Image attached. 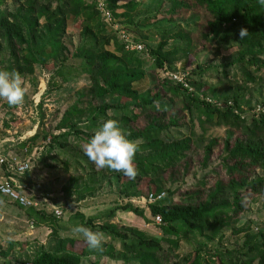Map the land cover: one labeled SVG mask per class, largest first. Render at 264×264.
Returning a JSON list of instances; mask_svg holds the SVG:
<instances>
[{"label":"trees","instance_id":"obj_1","mask_svg":"<svg viewBox=\"0 0 264 264\" xmlns=\"http://www.w3.org/2000/svg\"><path fill=\"white\" fill-rule=\"evenodd\" d=\"M104 1L115 23H119L121 29L129 32L130 35L132 31H142L140 28L146 26L151 19V16H147L140 22L138 20V22H127V18L139 10V4L130 1L118 6L117 3L121 0ZM169 2L172 5L169 14L173 13V15H178V12L189 13L192 10L199 14L204 10L210 20L206 24L207 31L200 36L213 44L236 45L239 52L237 64L244 65L247 70L243 73L245 83L256 82L255 74L264 69V59H262L264 0H169ZM119 10L122 12H117ZM164 15H167L166 12ZM78 21L85 24L80 33L83 46L77 50L74 57L86 61V67L100 66L99 76L105 81V86L101 88L99 96L115 100V102H105L95 110L86 129L93 133L99 122L105 120L107 112L111 113L112 117H116L114 118L116 120L125 118L120 123L121 127L124 128L129 139L139 143L135 157L148 152L152 154V159H135L140 177L152 185V192L144 194L143 190L136 186L130 190V186L125 189L124 197L129 200L139 197L148 199L150 195L163 194L162 199L149 204L148 207L152 218H160L162 234L174 237L175 241L179 242L181 234L193 231L205 241L199 244L192 259L184 258L175 264H207L201 255L202 249L214 242L221 243L222 230L237 224L245 208L247 210L246 205L250 203V199L264 196V101L261 108L257 109V115L249 114L248 118H245L241 111V99L234 97L233 104L229 103L224 108L219 107L218 104L213 105L210 101L207 102L205 98L201 99L191 87L202 82L192 81L189 73L187 83L191 91L172 84L167 78H159L162 83L161 91L157 90L153 95L147 93L136 103L130 102L143 92L141 87L134 89L133 83L147 85L143 55L141 52L126 53L123 45L115 40V32L100 24L101 16L96 10V5L89 4L85 0H23L14 12L7 10L6 0H0V45L3 43L6 46L10 56L7 71L15 70L24 77L33 73L36 64L44 65L49 60L57 61L63 47L61 37L64 36L68 23ZM188 28V31L193 33L199 29V26L196 23ZM242 28L248 32L243 39L239 35ZM172 29L166 28L159 31L161 33L158 35L160 38L174 37L177 41L182 40L181 28ZM167 47L166 40L157 48L147 50L149 57L154 61L157 74L162 72L163 75L167 70L175 71L170 64L186 59L195 45L191 41L187 49L181 53H178L176 46ZM165 65L169 68L164 67ZM206 70L207 68L203 66L196 67V74L201 80ZM123 99L127 101L123 102ZM177 103L180 111L172 112V107ZM150 108L152 113L149 112ZM168 112L172 114L167 116ZM181 114L187 116L191 124L188 137L169 136L170 131L181 128L184 118ZM143 115L147 118L145 122L142 120L145 124L140 121L142 126L135 128ZM71 117H73L71 114L63 117L59 124L60 128L67 126ZM195 122L201 130L199 136L193 126ZM205 126L224 128V137L220 140L207 139L205 134L208 129ZM79 132L81 130H74L73 134L77 135ZM70 136L72 135L67 133L57 137L65 139ZM216 151L219 153L218 158L221 159L220 166L228 175L226 183L215 180L209 188L204 180L198 181L197 185H189L190 188L184 183L187 188L182 194L184 184L177 186L175 190H166L167 196L164 197L165 192H162L161 188L166 184L164 178L166 174L169 175L171 185H177L179 180H175L171 175L178 172L184 180L190 172L194 156L200 158V161H197L200 167L207 168ZM104 171L105 169L99 170V172ZM106 171L110 176H117L118 180L128 186L132 181L123 178L122 173L108 169ZM26 173L19 180L22 184ZM89 190L90 188H86L75 192L74 195L82 199L90 193ZM175 197L179 198L177 202ZM117 209L144 219V212L130 203L118 206ZM27 210L35 212L37 216L42 214L32 209ZM112 214L110 213L109 216ZM90 221L92 219L86 221L85 225ZM41 222L42 220L38 223ZM100 230L102 231V228ZM114 233L122 241L121 250L126 258L136 260L139 264H168L170 254L161 245L163 238H147L144 232L136 229H129L126 232L114 230ZM232 233L243 234L244 241L241 247L226 250L222 252L223 255L218 251H213L211 254L208 250L209 255L211 254L209 260L211 264L216 261V264H264V228L254 231L249 225L234 229ZM166 242L175 248L178 246V242L172 240ZM224 255L228 258L224 259ZM84 257V253L77 251H44L36 255L32 264H99L96 261H84ZM129 261L124 259L122 263L129 264Z\"/></svg>","mask_w":264,"mask_h":264},{"label":"rangeland","instance_id":"obj_2","mask_svg":"<svg viewBox=\"0 0 264 264\" xmlns=\"http://www.w3.org/2000/svg\"><path fill=\"white\" fill-rule=\"evenodd\" d=\"M22 1L6 0L7 10L14 12L15 8L20 7ZM85 1L95 4V0ZM130 1L136 2L140 7L134 15L127 18V22H136L137 20L140 22L143 18L151 16L147 25L140 28L142 31L133 32L131 30L133 35L131 37L143 48L141 55L145 62L144 71L147 75V85H141L142 94L130 102L136 103L142 100L147 93L153 95L157 90H162L160 79L165 77L162 72L157 74L155 71L154 61L147 53L148 49H155L160 43L167 40V48L176 46L178 53H181L193 41L195 48H192L189 56L170 64V67L175 71L181 70L190 73L192 81L200 80L202 82L191 87L201 99L205 98L207 102L210 101L213 105L218 104L219 107L224 108L229 103L233 104L235 97L241 99V111L245 118H248L249 114H258L257 109L261 108L264 101V69L255 74L257 79L254 84L245 83L243 73L247 70L244 65L237 64L239 59L237 46L234 44H213L200 36L207 31L206 24L210 20L204 10H201L199 14L195 10L189 13L181 12L179 14L178 12V15L169 14L172 8L169 0H121L117 4L121 6ZM54 4L55 2H53ZM117 22L119 21L117 20ZM196 23L199 29L190 33L188 26L191 27ZM100 24L111 31L113 30L102 18ZM117 25L118 30H122V26L119 23ZM83 27L85 24L82 21L69 22L64 36L61 37L63 47L58 60H49L44 65L36 64L32 74L22 77L27 92L21 105L9 106L6 101L0 100V144L9 156L30 164L31 169L24 176V184L19 183L22 185L23 192L37 196L42 206V210L37 211L42 212L41 215H38L39 217L35 212L18 208L13 203H6V212L0 206V210L4 212L5 216H9L6 218L0 216V264H32L40 252L54 250L84 253V261H96L99 264H123L124 259L130 260L129 264H139L136 260L128 259L123 255L122 241L114 233V230L115 232H126L129 229L140 230L147 238H163L161 245L170 254L168 264L178 263L184 258L192 259L199 244L204 243V240L193 231L181 234L179 242L175 241L174 237L164 236L160 230L161 223L150 216L148 199L139 197L129 200L124 197L125 189L130 186V190L136 186L142 189L144 194L151 193L152 185L148 184L146 179L140 177L138 173L128 186L118 180L117 176L107 174L106 169L104 172H99L100 169L96 168L84 154V148L93 134L86 128L89 126L95 110L105 102H115V100L99 96L101 88L105 86V81L99 76L100 66L87 65L86 67V61L74 57L77 50L83 46L80 35ZM170 27L173 28L172 30L181 28L183 39L177 41L174 37L160 38L158 34L161 32L159 31ZM112 32H115L117 43L122 44L117 31ZM2 44L0 45V70H8L10 56L6 51V46ZM197 66L207 68L202 80L196 74ZM164 67L169 68L168 65ZM212 84L216 85L210 87ZM214 91L215 93H213ZM124 101L127 100L123 99ZM179 108L177 103L172 107V112L180 111ZM149 110L152 113V109ZM70 114L73 116L70 123L60 128L59 124H61L62 118ZM169 114L172 113L168 112L166 115ZM111 115L107 112L105 120L116 118ZM181 117L183 118L184 114H181ZM123 119L125 118L119 119V123L123 122ZM146 119L143 115L135 128H140L141 123ZM188 120L189 118L185 116L181 123L182 126L180 125L181 128L170 131L169 136L188 137L191 126ZM193 126L199 136L201 130L197 123L195 122ZM205 128L208 129L205 134L207 139L220 140L224 137V128H209L208 126ZM122 129L124 130V128ZM74 130H81V132L74 135ZM67 133L72 136L65 139L57 137ZM218 155L219 153L216 151L207 168L200 167L197 164L200 158L194 156L190 172L184 180L178 172L171 175L175 180H179L177 185H171L169 175L166 174L164 176L166 184L161 188V191L165 192L164 197L167 196L166 190H175L177 186L184 183L187 186H194L199 184L198 181L204 180L207 188L212 186L215 180L226 183L228 175L220 166L221 159L218 158ZM136 158L152 159V154L148 152L140 154V157ZM189 159L191 160V158ZM41 177L43 178L41 179ZM123 178L129 179L126 176ZM185 184L181 194L187 188ZM70 186H72L71 189ZM86 188H90V193L84 198L79 199L77 195H74L75 192L83 191ZM251 199L250 203L248 202L246 205L247 210L245 208V212L240 216L237 224H232L222 230L221 243L214 242L202 249L201 255L207 264H211L209 260L213 251H218L223 255L222 252L226 250L241 247L244 241L243 234L234 235L232 233L234 229L249 227V225L254 231L264 228V196ZM178 200L179 198L175 197V202ZM126 203L143 211L144 219L133 213L117 209L118 206H123ZM55 209L62 213L60 218L54 215ZM110 213H113L112 216H109ZM91 219L92 221L85 225L86 221ZM40 220L42 222L38 223ZM78 224L105 235L106 240L100 249L89 248L82 236L70 231L72 226ZM4 225L7 226V229L4 228ZM166 240L178 242V246L176 248L170 246ZM7 247L9 248L7 249ZM2 249H6V251ZM208 250L211 252L210 255ZM225 257L228 258L224 255L223 258L226 259ZM216 263L217 261L213 264Z\"/></svg>","mask_w":264,"mask_h":264},{"label":"clouds","instance_id":"obj_3","mask_svg":"<svg viewBox=\"0 0 264 264\" xmlns=\"http://www.w3.org/2000/svg\"><path fill=\"white\" fill-rule=\"evenodd\" d=\"M246 29L239 32L240 38L247 36ZM133 88L141 87L133 83ZM27 89L21 74L15 70H0V100L6 101L9 106H18L24 102ZM139 150V143L128 138L116 119H107L99 124L91 135L84 148V154L98 169H108L122 173L129 179H135L138 170L135 165V156ZM43 177H41L42 179ZM73 234L82 236L91 249H100L106 240L99 231L78 224L71 227Z\"/></svg>","mask_w":264,"mask_h":264},{"label":"built area","instance_id":"obj_4","mask_svg":"<svg viewBox=\"0 0 264 264\" xmlns=\"http://www.w3.org/2000/svg\"><path fill=\"white\" fill-rule=\"evenodd\" d=\"M96 10L101 16L102 20L113 30L117 31L119 38L122 41L124 51L126 53H140L143 48L141 44L137 43L125 30H118V25L112 16L110 10L104 0H95ZM163 76L167 78L172 84L178 85L184 89L191 91L187 83L188 73L184 71H165ZM259 110V109H258ZM30 164L27 161H18L16 158L5 153L3 146L0 144V196L7 199L11 203L23 208L32 209L34 211L42 210V206L38 201V197L33 194H26L23 192L22 185L19 180L28 171H30ZM163 194L154 196L150 195L148 203L152 204L162 199ZM54 215L58 218L62 213L55 209ZM158 223H161L160 218H156Z\"/></svg>","mask_w":264,"mask_h":264},{"label":"crops","instance_id":"obj_5","mask_svg":"<svg viewBox=\"0 0 264 264\" xmlns=\"http://www.w3.org/2000/svg\"><path fill=\"white\" fill-rule=\"evenodd\" d=\"M6 203H11L10 201H8L7 199H5V198H3V197H1L0 196V206L1 207H3V210L6 212V209H5V205H6ZM18 208H19V206H17ZM21 208V207H20ZM1 212H0V216L2 215V216H4V218H6V217H9V216H5V214H4V212L2 211V210H0ZM32 214V213H31ZM11 219V218H10ZM1 220H2V218H1ZM7 220H8V218H7ZM4 228L5 229H7V226L6 225H4ZM9 247H7V249H8ZM3 251H6V249H2ZM5 253V252H4Z\"/></svg>","mask_w":264,"mask_h":264}]
</instances>
